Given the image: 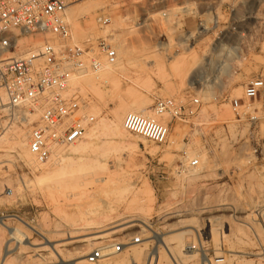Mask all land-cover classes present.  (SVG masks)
<instances>
[{
    "label": "rangeland",
    "instance_id": "rangeland-1",
    "mask_svg": "<svg viewBox=\"0 0 264 264\" xmlns=\"http://www.w3.org/2000/svg\"><path fill=\"white\" fill-rule=\"evenodd\" d=\"M89 1L78 0L68 8ZM98 1L93 15L95 30L89 28L87 17L75 22L68 17L73 38L81 42L112 30V45H120L121 51L116 48L118 60L127 59L128 64L98 82L96 90L70 85L71 94L86 102L82 112L95 117L84 137L68 148H58L60 155L45 164H38L34 157L28 163L16 134L24 131L28 149V133L40 113L34 111L37 115L32 119V111L0 107V137L4 136L0 141V218L8 228L17 226L28 233V241L36 244L24 243L28 247L18 249L0 225V261L9 242L11 251L4 258L11 254L8 260L14 257V264H68L79 261L74 260L76 246H83L86 260L94 248L110 240L124 243V253L99 264H133L155 249L161 251L164 264H169L167 251L155 238L159 235L167 239L175 256L181 254L189 264H201L203 255L223 260L231 257L233 264L237 260L264 264V183L260 184L264 176V120L256 125L237 122L230 105L231 99L242 97L245 82L264 71V41L257 37L259 28L264 29V9L258 12L260 27L255 20L250 22L252 36L243 44L248 49L246 57L217 71L221 58L212 53L213 36L195 35V26L184 28L172 15L161 17L160 13L176 7L178 1ZM220 6L210 2L198 8L208 17ZM98 13L112 17L105 29L95 21ZM117 16L131 19L117 25ZM186 22L193 24L190 18ZM43 39L35 36L28 38V43L38 47ZM138 97L148 99L149 111L139 112L145 115H152L157 97L183 102L196 97L201 105L186 121H173L165 145L131 133L111 135L104 122L116 121L118 113L126 109L123 125ZM0 98L6 103L2 89ZM201 155L208 162L204 164ZM194 158L199 160L198 167L188 168L186 163ZM251 197L261 201V210L250 211L246 204ZM249 213L244 220L248 229L243 232L236 223H243L238 218ZM131 220L145 221L146 227L111 234ZM185 230L192 231L175 238ZM100 234L106 237L102 243L91 246L85 241ZM136 235L143 243L131 250ZM43 236L53 244H65L60 255L52 253ZM179 240L185 246L180 247ZM190 246L196 255L186 261Z\"/></svg>",
    "mask_w": 264,
    "mask_h": 264
},
{
    "label": "built area",
    "instance_id": "built-area-1",
    "mask_svg": "<svg viewBox=\"0 0 264 264\" xmlns=\"http://www.w3.org/2000/svg\"><path fill=\"white\" fill-rule=\"evenodd\" d=\"M76 1L0 0V89L9 108L40 113L27 137V147L38 164L48 162L58 148H68L81 140L94 123V116L82 112L86 102L69 90L73 78L97 73L105 65H115L118 61L117 50L110 40L112 30L95 39L74 40L67 10ZM174 1H178L177 6L160 13L161 17L167 19L172 15L184 28L195 26V35L213 36L211 50L221 58L217 62L219 69L231 67L246 57L248 49L243 44L252 36L250 22L255 20L260 27L262 19L258 12L264 9V0ZM210 2L221 6L218 12L215 9L205 17L198 5ZM240 9L242 13H238ZM188 18L193 24L186 22ZM111 19L108 13H98L95 17L101 29L108 27ZM35 36L44 39L33 48L28 38ZM257 37L264 41V29L259 28ZM200 105L196 97L185 102L157 97L152 115L128 112L123 127L128 133L165 145L173 121H186L196 115ZM230 105L237 122L256 125L264 120V71L249 78L242 97L231 99ZM186 165L196 168L199 160L194 158ZM140 243V236L132 237L131 244ZM124 248V243L109 240L94 248L86 260L98 264ZM209 260L204 255L202 264H210ZM216 262H223V258H217Z\"/></svg>",
    "mask_w": 264,
    "mask_h": 264
},
{
    "label": "bare ground",
    "instance_id": "bare-ground-1",
    "mask_svg": "<svg viewBox=\"0 0 264 264\" xmlns=\"http://www.w3.org/2000/svg\"><path fill=\"white\" fill-rule=\"evenodd\" d=\"M100 2L98 0H94V1H89V2H85L83 4H78L76 6H74L73 8H68V17L72 20H75L77 21L80 17H87L88 20H89V28L91 30H95V25H94V19H93V15L97 9V7L99 6ZM130 17L126 16H117L115 22H117V25H123L124 22L128 21L127 19H129ZM131 19V18H130ZM133 19V18H132ZM76 27L77 29H82L79 25L78 22H76ZM191 36V35H190ZM189 38V37H188ZM114 39H116V37H114ZM41 45V44H40ZM33 48H36L34 46H32ZM116 48L120 50V45H117ZM125 62L128 64V60L126 59V61H124L123 58H120L119 57V60L118 62L115 64V65H105L104 68H102L99 72L97 73H92V74H87V75H83V76H80V77H76V78H73V80L71 81L70 85H72L74 88L77 87V86H80V85H84V86H87V87H90L92 89H97V87L99 86L98 82H103L107 77L108 75H110L111 73H113L114 71L118 70V69H125ZM209 64V63H208ZM144 70V69H143ZM223 71L224 68H221L219 69V65H217V71ZM146 73V72H145ZM146 76V75H144ZM149 76V75H147ZM98 85V86H97ZM101 85V84H100ZM91 89V90H92ZM4 98H0V107L1 106H4L6 105V103L3 102ZM134 105L132 107H130L128 110L129 112H136V113H139V112H143V113H147L149 110H148V99L146 97H138L137 99L134 100ZM126 111V109H124L122 112L118 113L119 115L116 116V118H118L116 121H110V122H103L106 124L107 128H108V131L111 133V135L113 136H119V137H125L127 135V131L124 129L123 125L121 124V119H122V116L124 114V112ZM142 113V114H143ZM32 116V119L37 115L34 113H31L30 114ZM145 115V114H144ZM148 115V114H147ZM29 117V116H28ZM27 119V117H26ZM24 119V120H26ZM115 120V119H114ZM30 121V120H29ZM106 121V120H105ZM25 122V121H24ZM119 122V123H118ZM4 136L0 137V141L4 140L3 138ZM16 140L18 141L17 143L19 144L20 148H21V151H23L24 153V156L26 158V160L28 161V163H32L33 162V158L34 157L31 152L29 151V149H26L25 148V133L24 131L23 132H19L18 134H16ZM22 153V154H23ZM61 153V150L60 149H57L56 150V153L55 155L56 156H59ZM192 153V152H191ZM54 155V156H55ZM191 155V154H190ZM189 158V156H188ZM202 162H204L205 164V161H207L205 159V155H201L200 156ZM208 162V161H207ZM203 164V163H202ZM208 165V164H207ZM209 166V165H208ZM63 167L61 168V171H63ZM262 174V173H260ZM257 179V178H256ZM261 183H264V176L261 177V180H260V184ZM259 184V186L261 187V185ZM257 197V196H256ZM261 201H258V198L256 199L255 197H251L250 198V201L246 204L250 211L253 210V208H258L257 210H261V207H260V203ZM245 214V213H244ZM249 215H251L250 213L246 216H243L241 215L238 220L243 222V223H236V227L239 229V230H245V229H248L247 225L245 224L244 220L248 217H250ZM210 218V217H209ZM217 218V217H215ZM219 218V217H218ZM213 219V218H212ZM181 221V220H180ZM210 222L214 221L213 220H209ZM140 223H136L134 222V220H131L129 223L126 224V226H122L119 230H115V231H112L111 234H115V233H120V231H124V230H127L128 228H131V227H134V226H139V227H146V222L145 221H139ZM179 222V221H178ZM182 222V221H181ZM0 225L7 231L8 235H9V241H12L15 245V247H17L18 249H20L21 246H25V247H28L27 245H36L34 244L33 242H30L28 241L30 239V235L24 231H22L20 228H18L17 226L16 227H9L7 225H5V223L3 222V219L0 218ZM31 228V231H37L35 230L33 227H30ZM101 231V230H100ZM192 230H185V231H181V232H178L176 233L174 236L176 239H179L180 237L182 236H185L187 234L190 235ZM102 232V231H101ZM100 232V233H101ZM244 232V231H243ZM241 232V234L243 233ZM41 234V233H40ZM106 234V233H105ZM110 234V233H109ZM128 235V233L126 234ZM131 235V234H129ZM85 236V235H83ZM108 236V235H107ZM188 236V235H187ZM44 237V243L48 244L47 247H49L51 250H52V253H57L58 255H60V252L63 251V249L60 247L64 246L65 244H53V241L45 236ZM74 237V236H73ZM93 237V238H92ZM90 239L88 237V239H85V241L88 242L89 245H95V244H98V243H102L103 241H101L102 239H105V235L104 234H100V235H97V236H92ZM110 237V236H109ZM69 238H72V236H69ZM155 238L157 239V242H160L162 244V246L164 247V249L167 251V254L169 255L170 259H171V263L169 264H189V263H186L184 262V257H180L181 254L179 256H175L174 255V252L173 250L170 248V246L168 244H166L167 242H165L164 239L166 238H161L159 235H155ZM226 238V237H225ZM241 238V237H240ZM74 241V239H71V241ZM76 240V239H75ZM99 240V241H98ZM167 240V239H166ZM249 240V239H248ZM66 241V240H65ZM81 240H78L77 242H79ZM83 241V242H85ZM76 242V241H75ZM178 242V241H177ZM250 242V241H249ZM2 243V242H1ZM24 243H27V245ZM143 243V242H142ZM142 243L140 244H132L130 246L131 250L132 249H135L136 247H138V245H141ZM67 244V243H66ZM85 244L88 246V244L85 242ZM179 244L180 247L182 246H185L180 240L179 242L177 243ZM193 244V243H192ZM44 245V244H43ZM10 242L9 244L6 243V249L4 251V256L9 253L11 251L10 249ZM98 246V245H97ZM178 246V247H179ZM30 247V246H29ZM83 246H76L75 249L78 250L76 252V256L74 258L75 259H79L78 262H75V263H68V264H79L80 262H84L86 261L87 264L88 261L85 260L83 257L85 256V251L84 249H82ZM99 247V246H98ZM192 247L193 246H190L188 247L187 249V256L185 257L186 258V261L188 259H192L195 257V252L194 250H192ZM66 250V249H64ZM122 253H124V250L120 253H117L109 258H106L102 261H100L99 263L101 262H104V261H109L110 259H114L115 257H117L118 255H121ZM256 253V252H255ZM254 253V254H255ZM264 253V252H262ZM261 254V253H260ZM11 255V254H10ZM8 255L7 257L2 258V260L0 261L1 263L0 264H14L12 261L15 260L14 257H12L11 259H13L12 261L11 260H8V257L10 256ZM177 255V254H176ZM258 255V254H256ZM175 256V257H174ZM204 256V255H203ZM231 256V255H230ZM233 256V255H232ZM17 257V256H16ZM142 257V256H141ZM258 257V256H257ZM163 255L161 253V251L159 249H155V251H153L151 254H143V257H142V260H139V259H136L133 264H164L163 262ZM203 259V257L201 258ZM259 259V258H258ZM210 264H216V258H213V259H210ZM232 258L231 257H227V259L223 260L224 264H233L232 263ZM239 260H237V263H234V264H262L260 262L258 263H252L250 261H246L244 262V260L241 262H238ZM259 261V260H258ZM28 262V261H26ZM59 262V261H58ZM61 262V261H60ZM63 262V261H62ZM118 262V261H117ZM115 263V264H123L122 262L120 263ZM196 262V261H195ZM65 263V262H64ZM98 263V264H99ZM220 263V262H219ZM24 264H26L24 262ZM67 264V263H66ZM110 264V263H109ZM193 264H200L198 262L196 263H193ZM202 264V262H201Z\"/></svg>",
    "mask_w": 264,
    "mask_h": 264
}]
</instances>
